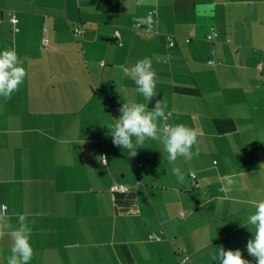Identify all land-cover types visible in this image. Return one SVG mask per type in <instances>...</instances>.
I'll use <instances>...</instances> for the list:
<instances>
[{
    "label": "crops",
    "instance_id": "obj_1",
    "mask_svg": "<svg viewBox=\"0 0 264 264\" xmlns=\"http://www.w3.org/2000/svg\"><path fill=\"white\" fill-rule=\"evenodd\" d=\"M5 49L26 75L0 98V204L28 218L29 264H216L221 246L255 264L246 244L252 202L264 198V0H0ZM145 57L158 93L149 108L165 100L170 123L199 130L190 161L170 162L158 141L135 157L112 143L122 103L144 102L121 66ZM11 244L5 229L0 264Z\"/></svg>",
    "mask_w": 264,
    "mask_h": 264
},
{
    "label": "clouds",
    "instance_id": "obj_2",
    "mask_svg": "<svg viewBox=\"0 0 264 264\" xmlns=\"http://www.w3.org/2000/svg\"><path fill=\"white\" fill-rule=\"evenodd\" d=\"M142 3V0H137ZM150 19V17H149ZM148 21L140 19L139 24ZM24 59L18 57L14 49L0 51V98L5 101L12 98V94L18 90L26 75L23 67ZM149 57L138 60L131 67H122L126 77L135 84V92L143 98L144 102L128 101L122 103L119 108L118 118L110 119L112 124L109 131L112 143L127 150L129 157L137 155L138 145H142L146 139L158 141L167 153L170 162H175L178 157L190 161L199 155L198 129L188 127L183 123H170L171 113L167 112V102L157 99L152 104L153 98L158 95L156 91V73L151 67ZM195 149V150H194ZM99 161L107 163L106 156L97 157ZM179 183L185 180V174L178 167L172 169ZM226 186L233 184L231 176L221 178ZM253 211L248 216V223L252 226V238L247 241L246 250L255 264H264V198L252 202ZM11 216H15L16 223H6ZM11 238L12 244L7 264H29L33 257L31 245L32 228L25 214L8 211L6 204H0V238L5 235ZM211 255L216 264H250L249 260L242 257L240 249L224 250L223 246L215 248Z\"/></svg>",
    "mask_w": 264,
    "mask_h": 264
},
{
    "label": "built area",
    "instance_id": "obj_3",
    "mask_svg": "<svg viewBox=\"0 0 264 264\" xmlns=\"http://www.w3.org/2000/svg\"><path fill=\"white\" fill-rule=\"evenodd\" d=\"M12 23H16V19L12 18ZM82 34V31L79 27H76L73 29V35L74 36H80ZM218 38V34L216 32V30L214 28H211L209 33L207 34V36L205 37L206 41L208 42H214L216 39ZM168 40H169V45L173 46L174 45V41L173 38L171 36H168ZM43 45L46 46L48 41L46 39H44L42 41ZM211 64H213V62H210ZM194 178V175H191ZM111 191H115V192H120V193H124L129 191V188L123 186V185H119V184H115L111 187ZM150 239H154L156 241H159L160 238L159 237H153V236H149ZM186 258H184L181 262V264H184L186 262Z\"/></svg>",
    "mask_w": 264,
    "mask_h": 264
},
{
    "label": "trees",
    "instance_id": "obj_4",
    "mask_svg": "<svg viewBox=\"0 0 264 264\" xmlns=\"http://www.w3.org/2000/svg\"><path fill=\"white\" fill-rule=\"evenodd\" d=\"M193 178V177H192Z\"/></svg>",
    "mask_w": 264,
    "mask_h": 264
}]
</instances>
